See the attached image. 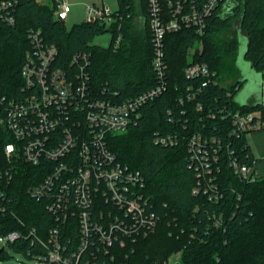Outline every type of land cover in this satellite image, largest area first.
Segmentation results:
<instances>
[{"label":"trees","instance_id":"trees-1","mask_svg":"<svg viewBox=\"0 0 264 264\" xmlns=\"http://www.w3.org/2000/svg\"><path fill=\"white\" fill-rule=\"evenodd\" d=\"M49 1L51 4L15 0L10 10L14 23L0 19L1 90L18 89L25 54L33 52L29 38L32 31L40 33L44 44L55 46L67 65L73 55L90 53L93 89L101 98L127 100L159 83L145 0H141L145 16L142 30L133 26L134 0H119V15L111 26L83 21L71 29L56 19V0ZM227 2L224 0L216 9L203 36L192 29L166 36L168 87L142 106L140 117L126 131L108 135L109 147L117 159L142 173V194L159 217L155 228L146 235L139 232L126 236L124 245L115 243L107 249L92 236L72 264H163L176 253L181 254L182 264H264V175L254 183H245L235 174L230 165L232 158L247 165H254L257 159L248 142L250 131L233 136L232 119L225 117L238 110L259 112L264 121V102L240 104L236 100L246 83L237 65L241 37H221L231 20L239 17L247 41L244 60L263 73L264 0H235L232 11L226 9ZM106 32L113 34L108 47L92 44L96 36ZM120 34L121 42L115 47ZM228 62L235 63L240 77L223 85L222 73ZM191 63L208 64L217 73L218 83L202 87L203 79H188L185 70ZM167 135H172L177 144L157 142L158 137ZM198 135L218 149L219 166L210 176L200 173L191 160L188 144ZM5 143L0 131V168L4 170L9 167ZM44 176L42 168L20 161L12 178L0 180V235H18L14 242L0 248V261L7 260L12 250L39 264H54L46 259L43 243L48 245L55 219L47 203L29 193ZM211 184L216 188L209 190ZM214 195H218L217 200ZM92 209L93 217L103 213L101 219L107 218L110 211L120 214L111 202L106 204L96 196ZM219 217L223 218L222 225H216ZM59 238L67 252L78 251L81 233L76 217L60 225Z\"/></svg>","mask_w":264,"mask_h":264},{"label":"built area","instance_id":"built-area-1","mask_svg":"<svg viewBox=\"0 0 264 264\" xmlns=\"http://www.w3.org/2000/svg\"><path fill=\"white\" fill-rule=\"evenodd\" d=\"M145 1L152 33L153 66L159 79L153 88L123 101L101 98L93 89L89 71L91 54H75L67 65L60 59L56 47L44 44L37 31L29 34L33 52L25 54L18 89L7 92L0 88V131L5 137L4 153L9 163L6 170L0 168V180L12 178L20 161L44 171L43 180L31 187L29 193L45 201L55 219L48 245L43 243L46 259L51 263L72 264L87 248L92 236L106 249L115 243L124 245L126 236L139 232L146 235L159 219L149 199L142 194L145 186L142 173L117 159L109 147L108 135L126 131L140 117L142 106L158 98L168 87L166 36L183 29H192L203 36L209 19L224 0ZM14 3L15 0H0V19L9 24L14 23L10 12ZM71 9L68 0H56V19L66 24ZM118 11L119 8L113 11L105 4H87L85 21L111 26ZM121 39L120 34L115 47ZM189 52L191 57L194 50ZM185 74L188 79H203L202 87L218 83L217 73L206 63H191ZM225 117H231L232 135L236 137L264 129L259 112L238 110ZM156 140L165 146L177 144L172 135ZM188 146L196 169L210 176L213 168L219 166L218 149L200 135L193 137ZM230 165L245 183H254L262 175L256 163L241 164L232 158ZM211 188L216 187L211 184L208 189ZM95 196L106 204L111 202L120 214L113 215L110 211L107 218L101 219L103 213L93 217ZM212 197L218 199V195ZM72 216L78 221L81 244L77 252L70 254L61 244L59 233L60 225ZM222 224L223 218L219 217L216 225ZM17 237L16 233L0 235V243L9 244Z\"/></svg>","mask_w":264,"mask_h":264},{"label":"rangeland","instance_id":"rangeland-1","mask_svg":"<svg viewBox=\"0 0 264 264\" xmlns=\"http://www.w3.org/2000/svg\"><path fill=\"white\" fill-rule=\"evenodd\" d=\"M39 1L43 3L48 2L49 4H51L49 0ZM68 2H70L72 6L68 21L66 23L68 29H71L75 24H79L85 21V8L87 4L95 3L99 6L105 4L109 6V8L113 11H116L119 8V0H68ZM134 12L135 17L133 19V26H135V28H137L138 30H142L145 23V16L143 13V5L141 3V0H134ZM237 36L241 37L239 53L240 57L238 56V59H240V73L241 76L246 80L241 94H243L244 96H249V92L256 91L255 95L257 96L259 94L258 96L261 98L262 88H260V83L261 85L263 84L264 90V72L261 73L253 70L250 67V64L246 62L243 58H241L240 54L245 51L247 41L245 37L246 33L240 29L239 17H236L235 19L231 20V26L226 28L221 34V37L227 40L235 39L237 38ZM112 37L113 34L111 32L100 34L94 38L92 44L101 47H108L112 41ZM240 73L236 68L235 63L233 64L232 62H228L223 69L221 83L223 82V85H229L234 83L240 77ZM2 246L3 244L0 243V248H2ZM9 253L10 257L5 261H0V264H39L37 261L30 260L21 254L15 253L12 250H9ZM169 261V264H182L181 254L176 253L172 255Z\"/></svg>","mask_w":264,"mask_h":264},{"label":"crops","instance_id":"crops-1","mask_svg":"<svg viewBox=\"0 0 264 264\" xmlns=\"http://www.w3.org/2000/svg\"><path fill=\"white\" fill-rule=\"evenodd\" d=\"M243 88L244 86L236 96V100L238 101V103L247 104L250 101L252 102L258 101V98L255 95L256 92L254 91L249 92L250 93L249 96H244L243 94H241ZM263 102H264V90H263ZM248 142L252 148L254 157L257 159L256 167L258 168L259 172L262 175H264V129L250 133L248 135Z\"/></svg>","mask_w":264,"mask_h":264},{"label":"water","instance_id":"water-1","mask_svg":"<svg viewBox=\"0 0 264 264\" xmlns=\"http://www.w3.org/2000/svg\"><path fill=\"white\" fill-rule=\"evenodd\" d=\"M234 1L235 0H228L227 5H226V9H230L231 11L234 10L235 9V6H236L234 4ZM246 49H247V46H246ZM246 49H245V51H246ZM245 51H243L242 54H240L241 55V58H243V59H244V53H245ZM237 65L240 68V59H238ZM260 86L259 87L262 88V94H261V98L258 96L259 94L257 95V97H258V101L257 102H261L262 103L263 102V84L261 85V83H260ZM254 92H256V91H254Z\"/></svg>","mask_w":264,"mask_h":264}]
</instances>
